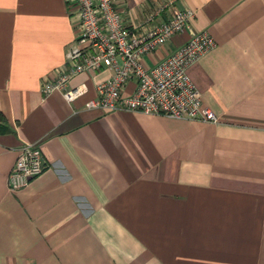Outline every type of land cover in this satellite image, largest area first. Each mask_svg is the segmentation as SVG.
I'll return each mask as SVG.
<instances>
[{"label":"crops","instance_id":"crops-1","mask_svg":"<svg viewBox=\"0 0 264 264\" xmlns=\"http://www.w3.org/2000/svg\"><path fill=\"white\" fill-rule=\"evenodd\" d=\"M113 2L144 28L194 12L142 61L207 31L215 46L187 72L220 122L85 107L106 68L72 77L88 87L72 102L44 97L67 66L73 7L0 0V264H264V0ZM26 143L46 167L10 191Z\"/></svg>","mask_w":264,"mask_h":264},{"label":"built area","instance_id":"built-area-1","mask_svg":"<svg viewBox=\"0 0 264 264\" xmlns=\"http://www.w3.org/2000/svg\"><path fill=\"white\" fill-rule=\"evenodd\" d=\"M72 5L74 40L66 52L67 66L51 80L42 82L44 97L60 91L67 102L88 92L85 83L68 85L79 73L92 76L103 68L110 76L95 83L96 96L85 107L106 111H131L162 115L174 119L219 123L220 119L205 107L199 90L188 75L190 65L215 46L207 31H192L188 40L153 66L143 58L156 51L188 25L194 12L173 9L171 17L144 28L142 23L128 26L113 0H63ZM165 7L147 16L151 22ZM134 79L135 88L125 94L127 83ZM46 163L31 143L22 145L10 169L7 187L16 191L39 175Z\"/></svg>","mask_w":264,"mask_h":264},{"label":"trees","instance_id":"trees-1","mask_svg":"<svg viewBox=\"0 0 264 264\" xmlns=\"http://www.w3.org/2000/svg\"><path fill=\"white\" fill-rule=\"evenodd\" d=\"M0 119H2V115H1V113H0Z\"/></svg>","mask_w":264,"mask_h":264}]
</instances>
